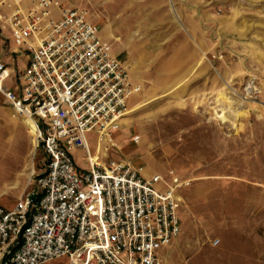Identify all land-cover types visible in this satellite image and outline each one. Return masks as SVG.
Wrapping results in <instances>:
<instances>
[{"label": "rangeland", "instance_id": "374dc122", "mask_svg": "<svg viewBox=\"0 0 264 264\" xmlns=\"http://www.w3.org/2000/svg\"><path fill=\"white\" fill-rule=\"evenodd\" d=\"M57 1L85 11L115 52L140 66L142 92L111 158L149 178L170 182L174 172L192 182L179 191L181 235L162 249L163 264H264V0ZM249 85L261 94L247 97ZM8 118L0 206L11 210L45 155L30 129ZM90 143L95 151V136Z\"/></svg>", "mask_w": 264, "mask_h": 264}, {"label": "built area", "instance_id": "2783aa9c", "mask_svg": "<svg viewBox=\"0 0 264 264\" xmlns=\"http://www.w3.org/2000/svg\"><path fill=\"white\" fill-rule=\"evenodd\" d=\"M87 17L57 0L0 2L1 30L29 59L12 80L0 56V97L15 118L33 123L34 147L45 155L44 171L32 173L16 206H0V264L66 257L69 264H163L162 249L181 235L179 191L192 182L174 172L170 182L149 178L143 167L111 158L122 151L118 133L142 85ZM5 55H12L7 45ZM246 93L261 94L251 85ZM80 150L88 170H78Z\"/></svg>", "mask_w": 264, "mask_h": 264}, {"label": "crops", "instance_id": "0c3cea01", "mask_svg": "<svg viewBox=\"0 0 264 264\" xmlns=\"http://www.w3.org/2000/svg\"><path fill=\"white\" fill-rule=\"evenodd\" d=\"M4 13L6 14L5 11H4ZM2 27L3 26L1 25L0 26V56L2 57V59L4 61H6L8 63V65H9V67L11 69L12 77H13L12 80H14L15 77H17L16 75H22V74H25L27 72L28 65H29V59H28L27 54L25 52L21 51L20 49H18L15 46V44H14V42L12 40V35H11L10 30L9 29H4L2 31L1 30ZM193 29L195 31V32H193L194 35H195L196 32H197L196 30H198V29H197L196 26H194ZM100 35L105 41L110 43L108 40H106L102 36V31L101 30H100ZM6 45H7V48L10 49V52L12 53V55H10L8 57L5 55ZM112 48H113V53H114L115 57L121 63H123L124 65H126L129 68V72L131 74V77H132L134 83L142 85V83L139 81V79L134 77L135 76L134 73L140 70V66L138 64L134 63L133 61H131V59L128 58L126 55H123V54H120V53H116L113 46H112ZM21 57L24 58L23 64L20 61ZM23 71H24V73H22ZM12 80L9 81L10 84H14L13 83L14 81H12ZM138 95H140V93L136 94L133 98H131V100L129 102V106H130V103H132V101L134 99L135 100L137 99ZM4 117H9V118L15 120L16 121V125L18 127H23L25 130H28V127L25 124V121H22V120H19V119L15 118L13 110L11 108L7 107L4 104L3 99L0 98V128L7 127V122H5ZM9 118H8V120H10ZM34 150L36 151L35 147H34ZM92 152H94V151L92 150ZM81 154H86V153L84 151L80 150V151L75 152V154H74V159H75L76 165L78 167V170H88L89 169V165L86 167V166H84V165H82L80 163L81 162V158H80Z\"/></svg>", "mask_w": 264, "mask_h": 264}, {"label": "bare ground", "instance_id": "6f19581e", "mask_svg": "<svg viewBox=\"0 0 264 264\" xmlns=\"http://www.w3.org/2000/svg\"><path fill=\"white\" fill-rule=\"evenodd\" d=\"M25 124L31 130V133L34 134L33 123L31 121H26Z\"/></svg>", "mask_w": 264, "mask_h": 264}]
</instances>
